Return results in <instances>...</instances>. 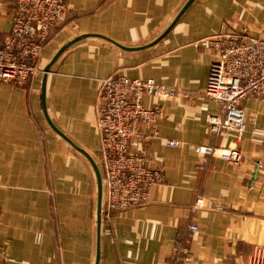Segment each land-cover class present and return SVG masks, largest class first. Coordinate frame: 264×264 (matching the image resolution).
<instances>
[{
  "label": "crops",
  "instance_id": "obj_1",
  "mask_svg": "<svg viewBox=\"0 0 264 264\" xmlns=\"http://www.w3.org/2000/svg\"><path fill=\"white\" fill-rule=\"evenodd\" d=\"M184 1L67 0L63 23L41 51L40 72L21 86L0 82V250L13 264L95 260V178L85 157L44 117L42 70L64 43L81 34H100L127 46L149 43ZM10 13L11 1L0 0V43L10 31ZM226 22L264 35V0H195L150 47L123 51L86 38L52 65L47 113L99 165V80L150 78L172 91L165 99H143L146 107L162 106L156 136L144 150L164 180L150 188L145 204L104 217L99 264H243L255 247H264V142L251 140L253 129L264 130V102L245 101L247 123L240 136L215 137L207 123L208 115L219 113L205 95L214 57L207 40L230 32ZM168 140L177 146H166ZM200 145L213 146L214 155L201 160ZM233 147L242 153L238 165L219 157ZM197 197L203 206L192 209ZM189 224L196 225L195 233H184ZM179 244L187 255L176 260Z\"/></svg>",
  "mask_w": 264,
  "mask_h": 264
},
{
  "label": "built area",
  "instance_id": "obj_2",
  "mask_svg": "<svg viewBox=\"0 0 264 264\" xmlns=\"http://www.w3.org/2000/svg\"><path fill=\"white\" fill-rule=\"evenodd\" d=\"M11 26L0 43V82L24 85L40 72L38 60L53 31L64 21L67 0H10ZM214 51L209 65L205 95L213 99L219 113L208 115L210 132L219 137L228 132L240 136L247 118L244 103L249 98L264 102V41L233 31L207 40ZM172 91L153 79H130L110 75L99 80L97 129L100 136V167L104 181V217L145 204L150 188L164 180L161 170L148 163L144 145L156 136L155 122L162 116V106L146 107L144 97L165 99ZM253 121V118H249ZM252 141L262 144L264 130L255 128ZM178 143L168 140L165 145ZM214 147H197L201 160L214 155ZM220 159L238 165L242 153L237 147L223 151ZM203 206L197 197L192 209ZM195 233V224L186 232ZM183 233V234H184ZM181 234V233H179ZM175 259L187 255L179 244ZM14 259L0 250V264ZM243 264H264V247L257 246Z\"/></svg>",
  "mask_w": 264,
  "mask_h": 264
},
{
  "label": "water",
  "instance_id": "obj_3",
  "mask_svg": "<svg viewBox=\"0 0 264 264\" xmlns=\"http://www.w3.org/2000/svg\"><path fill=\"white\" fill-rule=\"evenodd\" d=\"M195 2V0H185L183 5L173 14L171 17V20L168 22V24L164 27V29L149 43L139 45V46H127V45H122L108 37H105L100 34H81L76 36L75 38L67 41L64 43L53 55L49 63L44 67L42 70L43 73V78H42V111L44 114V117L49 125V127L57 133L62 139H64L69 145H71L75 150H77L80 154H82L85 159L88 161V163L91 166V169L93 171V175L95 178V183H96V245H95V260L94 264H99V258H100V250H99V243H100V231H101V224L103 223L104 220V181H103V174L102 170L100 168V165L97 161H95L86 151L75 145L66 135H64L51 121L47 110H46V105H45V89H46V79L47 75L51 70L52 65L56 62V60L59 58V56L70 46L73 44L86 39V38H97V39H102L104 41H107L114 45L115 47L123 50V51H136V50H143L147 47H150L157 43L159 40H161L168 31L172 29L174 24L180 19V17L186 12V10ZM227 26L231 29V31L243 34L255 39L263 40L264 41V35H254L250 32V30L239 23H229L226 22ZM264 150V148H263Z\"/></svg>",
  "mask_w": 264,
  "mask_h": 264
}]
</instances>
